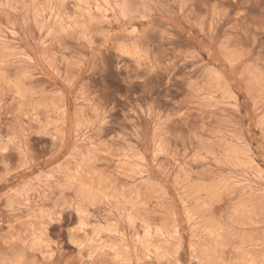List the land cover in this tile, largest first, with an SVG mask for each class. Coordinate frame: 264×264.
<instances>
[{"label": "rangeland", "instance_id": "obj_1", "mask_svg": "<svg viewBox=\"0 0 264 264\" xmlns=\"http://www.w3.org/2000/svg\"><path fill=\"white\" fill-rule=\"evenodd\" d=\"M0 264H264V0H0Z\"/></svg>", "mask_w": 264, "mask_h": 264}]
</instances>
